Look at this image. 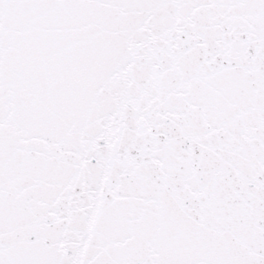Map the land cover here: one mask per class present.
<instances>
[{"label": "snow or ice", "instance_id": "snow-or-ice-1", "mask_svg": "<svg viewBox=\"0 0 264 264\" xmlns=\"http://www.w3.org/2000/svg\"><path fill=\"white\" fill-rule=\"evenodd\" d=\"M0 264H264V0H0Z\"/></svg>", "mask_w": 264, "mask_h": 264}]
</instances>
